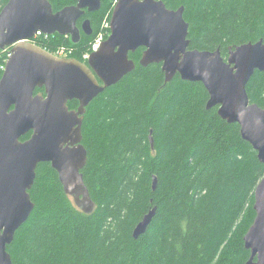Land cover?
Listing matches in <instances>:
<instances>
[{
    "label": "trees",
    "instance_id": "trees-1",
    "mask_svg": "<svg viewBox=\"0 0 264 264\" xmlns=\"http://www.w3.org/2000/svg\"><path fill=\"white\" fill-rule=\"evenodd\" d=\"M48 1L54 12L76 3ZM115 1L101 0L98 11L77 21L78 28L83 18L90 21V36L81 32L72 43L54 34L37 45L49 52L71 47L69 58L86 63L81 54L109 21ZM160 1L170 10L183 7L190 49L219 48L226 59L229 48L264 43V0ZM7 2L0 0V9ZM6 50L0 49V78ZM142 51L130 53L135 68L85 108L81 173L92 212L73 204L49 163L38 164L29 190L34 209L6 248L13 264H244L249 258L243 237L255 217L264 164L236 124L223 121L217 107L206 109L201 83L178 75L166 83L160 64L139 65ZM246 91L264 108V72L255 71ZM153 208L146 232L133 239L134 227Z\"/></svg>",
    "mask_w": 264,
    "mask_h": 264
},
{
    "label": "water",
    "instance_id": "water-1",
    "mask_svg": "<svg viewBox=\"0 0 264 264\" xmlns=\"http://www.w3.org/2000/svg\"><path fill=\"white\" fill-rule=\"evenodd\" d=\"M100 6L101 0H76L54 12L48 0H8L0 9V49L10 48L0 78V264H13L6 248L34 209L29 190L38 164L49 163L73 204L85 214L92 212L81 173L87 160L81 134L85 108L135 68L129 54L139 48V65L160 64L166 83L176 75L201 83L208 93L206 109L217 107L223 121L236 124L264 164V108L251 103L246 91L255 71L264 72L262 40L229 48L224 59L219 48H189L183 7L170 10L160 0H116L109 35L86 63L26 42L41 31L77 43L81 32L92 34L88 19L80 28L77 21ZM73 100L78 106L69 109ZM155 186L154 177L152 190ZM253 209L254 220L243 237L250 252L244 264H264V176L255 187ZM154 214L153 208L142 217L133 239L146 232Z\"/></svg>",
    "mask_w": 264,
    "mask_h": 264
},
{
    "label": "built area",
    "instance_id": "built-area-1",
    "mask_svg": "<svg viewBox=\"0 0 264 264\" xmlns=\"http://www.w3.org/2000/svg\"><path fill=\"white\" fill-rule=\"evenodd\" d=\"M47 34H43L40 31H37L32 38L26 40V42H29L31 44H37L39 42H44L45 40L48 39L46 37ZM109 35V21L107 19H104L100 30L94 35L92 41L89 43L88 49L81 54V58L85 61H87L90 57V55L97 51L101 44L104 42V40L107 38ZM74 50L71 47L68 46H59L56 47L52 54H54L57 57L60 58H69L73 54ZM10 54H8L9 56Z\"/></svg>",
    "mask_w": 264,
    "mask_h": 264
},
{
    "label": "bare ground",
    "instance_id": "bare-ground-1",
    "mask_svg": "<svg viewBox=\"0 0 264 264\" xmlns=\"http://www.w3.org/2000/svg\"><path fill=\"white\" fill-rule=\"evenodd\" d=\"M41 32V31H40ZM42 33V32H41ZM44 34V33H43ZM46 37H49V35H46ZM65 37H69V36H65ZM37 45V44H36ZM38 46V45H37ZM47 51V50H46Z\"/></svg>",
    "mask_w": 264,
    "mask_h": 264
},
{
    "label": "rangeland",
    "instance_id": "rangeland-1",
    "mask_svg": "<svg viewBox=\"0 0 264 264\" xmlns=\"http://www.w3.org/2000/svg\"><path fill=\"white\" fill-rule=\"evenodd\" d=\"M6 52H9V50H6Z\"/></svg>",
    "mask_w": 264,
    "mask_h": 264
},
{
    "label": "flooded vegetation",
    "instance_id": "flooded-vegetation-1",
    "mask_svg": "<svg viewBox=\"0 0 264 264\" xmlns=\"http://www.w3.org/2000/svg\"><path fill=\"white\" fill-rule=\"evenodd\" d=\"M168 9V8H167ZM81 19V18H80ZM83 19H85V18H83ZM51 53V52H50Z\"/></svg>",
    "mask_w": 264,
    "mask_h": 264
}]
</instances>
